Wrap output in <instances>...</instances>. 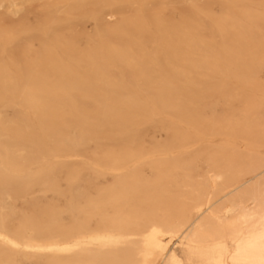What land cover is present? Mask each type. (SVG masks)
Here are the masks:
<instances>
[{
    "label": "bare ground",
    "instance_id": "1",
    "mask_svg": "<svg viewBox=\"0 0 264 264\" xmlns=\"http://www.w3.org/2000/svg\"><path fill=\"white\" fill-rule=\"evenodd\" d=\"M32 1L0 0V264H264V0Z\"/></svg>",
    "mask_w": 264,
    "mask_h": 264
},
{
    "label": "rangeland",
    "instance_id": "2",
    "mask_svg": "<svg viewBox=\"0 0 264 264\" xmlns=\"http://www.w3.org/2000/svg\"><path fill=\"white\" fill-rule=\"evenodd\" d=\"M46 0H34L31 3L27 4L26 6H24V9L18 13L17 15H14L12 17L17 18L19 16H23L26 17L27 19H29L30 21L34 19V16L37 15L39 9L41 8V6L44 4ZM172 3L177 4L179 2H182L183 0H171ZM93 29V24L92 23H87L85 30L87 32L92 31ZM155 137L157 139H163L164 134L163 133H155Z\"/></svg>",
    "mask_w": 264,
    "mask_h": 264
}]
</instances>
